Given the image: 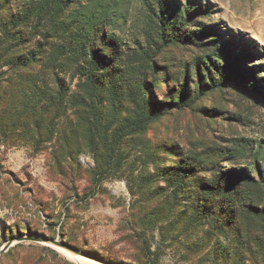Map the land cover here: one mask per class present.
<instances>
[{
  "label": "rangeland",
  "instance_id": "rangeland-1",
  "mask_svg": "<svg viewBox=\"0 0 264 264\" xmlns=\"http://www.w3.org/2000/svg\"><path fill=\"white\" fill-rule=\"evenodd\" d=\"M78 29L108 57L103 103L69 59L50 131L39 97L6 100L0 264H78L32 237L101 264H264V0H0V36L30 39L14 57Z\"/></svg>",
  "mask_w": 264,
  "mask_h": 264
},
{
  "label": "trees",
  "instance_id": "trees-1",
  "mask_svg": "<svg viewBox=\"0 0 264 264\" xmlns=\"http://www.w3.org/2000/svg\"><path fill=\"white\" fill-rule=\"evenodd\" d=\"M26 22L23 25L28 27ZM16 37L17 40L14 44V36L11 38L6 32H3V35L1 34L0 36V66H7L8 68V70L0 72V91L3 90L0 94V117L5 113H9V106L6 100L8 97L10 98V95L12 98L16 97L17 101L19 98H23L25 94L30 95V97H39L33 104V112L31 113V119L33 120L31 124L37 126V123L42 119V116H39V118L36 116L37 110L39 109L40 115L45 114L43 121L47 126L46 129L50 131L57 124L56 120L59 117L58 111H60L61 102L64 100L65 96L68 95L65 81L61 77V74H65L68 69L65 67L68 59L75 61L77 74L82 77L85 82L86 86L84 88L86 89L87 96L93 100L95 99L98 105L103 103L101 102L103 100L99 99L100 96L98 95L102 83L99 80V76L103 74L102 71L108 68V57L101 53L97 54V51L91 44H85L80 29L75 31V33L67 34L66 39L68 40V46H56L51 49H49L48 44L47 48H38L37 46L36 48L28 50V56H24L23 54V56L18 55L14 57L16 51L15 47L19 49L18 43L22 41L24 43L30 42L28 36L21 32L16 33ZM25 48L26 47L23 49ZM77 55L82 59L81 62L76 57ZM5 72L10 74V76L5 79L3 77V80L7 82L6 87L2 85L1 78ZM47 78L54 82V89L51 88V82L50 84L47 83ZM28 79L30 80V84H27V86H29L32 92H27V88L25 87L24 81H29ZM11 80H15V84L11 83ZM53 82L52 85H54ZM142 94H145L144 91L141 92V95ZM142 99L144 104L143 117L139 120V124L141 125L142 123L147 125L155 116L151 114V109L148 106L150 101H148L146 94ZM40 100L44 102L40 103ZM15 105L17 109L20 107V104L16 103ZM52 106L55 108H51ZM94 117L95 118L91 119L94 120L95 124L96 120L100 122V120H98V118L101 119L99 115L95 114ZM179 182L182 183L183 180H179ZM199 182L200 181H198V183Z\"/></svg>",
  "mask_w": 264,
  "mask_h": 264
},
{
  "label": "bare ground",
  "instance_id": "bare-ground-1",
  "mask_svg": "<svg viewBox=\"0 0 264 264\" xmlns=\"http://www.w3.org/2000/svg\"><path fill=\"white\" fill-rule=\"evenodd\" d=\"M56 247H58V250L60 252L65 254L68 258L75 260L78 264H101V263H99V262H97L94 259H91L89 257L79 256V254L73 255V254H76V253L72 252L69 249H66V248H63V247H60V246H56ZM70 252L73 253V254H71Z\"/></svg>",
  "mask_w": 264,
  "mask_h": 264
},
{
  "label": "water",
  "instance_id": "water-1",
  "mask_svg": "<svg viewBox=\"0 0 264 264\" xmlns=\"http://www.w3.org/2000/svg\"><path fill=\"white\" fill-rule=\"evenodd\" d=\"M29 239H32V240H37V241H44V242H50L51 244L55 245V246H60V247H63V248H66L68 249L67 246L61 244L59 241L55 240V239H48L47 237H32V238H29ZM70 250V249H69Z\"/></svg>",
  "mask_w": 264,
  "mask_h": 264
}]
</instances>
